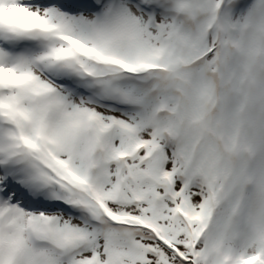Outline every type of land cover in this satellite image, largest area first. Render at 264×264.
I'll use <instances>...</instances> for the list:
<instances>
[{
  "label": "snow or ice",
  "instance_id": "1",
  "mask_svg": "<svg viewBox=\"0 0 264 264\" xmlns=\"http://www.w3.org/2000/svg\"><path fill=\"white\" fill-rule=\"evenodd\" d=\"M0 264H264V0H0Z\"/></svg>",
  "mask_w": 264,
  "mask_h": 264
}]
</instances>
